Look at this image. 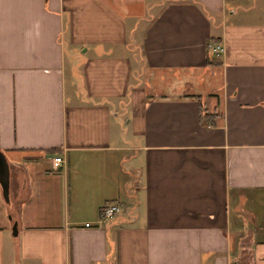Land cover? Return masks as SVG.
<instances>
[{"label": "crops", "instance_id": "1", "mask_svg": "<svg viewBox=\"0 0 264 264\" xmlns=\"http://www.w3.org/2000/svg\"><path fill=\"white\" fill-rule=\"evenodd\" d=\"M0 150V264H264V0H0Z\"/></svg>", "mask_w": 264, "mask_h": 264}, {"label": "built area", "instance_id": "2", "mask_svg": "<svg viewBox=\"0 0 264 264\" xmlns=\"http://www.w3.org/2000/svg\"><path fill=\"white\" fill-rule=\"evenodd\" d=\"M210 51L214 55L220 54L222 51V46L216 42H213L210 45ZM63 161V158L59 155H55L51 157L50 164L52 168H56L60 163ZM118 210V205L114 202H106L101 205L99 209V216L101 218H107L110 217L112 214H114ZM85 225H87V222H85ZM228 264H236L235 262H229Z\"/></svg>", "mask_w": 264, "mask_h": 264}, {"label": "water", "instance_id": "3", "mask_svg": "<svg viewBox=\"0 0 264 264\" xmlns=\"http://www.w3.org/2000/svg\"><path fill=\"white\" fill-rule=\"evenodd\" d=\"M0 194L4 202H9L8 196V165L4 153L0 150ZM12 233H16L15 223L12 224Z\"/></svg>", "mask_w": 264, "mask_h": 264}, {"label": "rangeland", "instance_id": "4", "mask_svg": "<svg viewBox=\"0 0 264 264\" xmlns=\"http://www.w3.org/2000/svg\"><path fill=\"white\" fill-rule=\"evenodd\" d=\"M0 201H1V203H0L1 207L6 211L9 208L10 205L3 201L2 197H1V194H0Z\"/></svg>", "mask_w": 264, "mask_h": 264}]
</instances>
